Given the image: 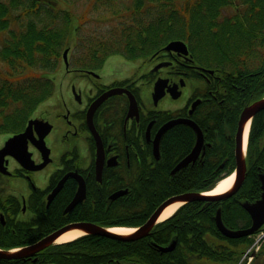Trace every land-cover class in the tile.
Here are the masks:
<instances>
[{
  "label": "flooded vegetation",
  "instance_id": "1",
  "mask_svg": "<svg viewBox=\"0 0 264 264\" xmlns=\"http://www.w3.org/2000/svg\"><path fill=\"white\" fill-rule=\"evenodd\" d=\"M248 63L250 65V58ZM255 65H258L257 62ZM90 71L95 74H88ZM68 75L65 79L68 78L66 81L69 82L65 88L31 117L53 125L45 138L49 148L45 161L37 139L29 141L32 159L42 167L35 171L25 170L12 157H7V167L11 173H0V181L4 177L14 178L22 181L29 191L28 195L19 197L22 207L18 213L20 221L36 219L39 214L36 207L42 210L44 205L52 210L63 206L62 215L66 222L63 226L78 222L97 223L89 220V211H100L102 205L107 208L113 194L125 191L122 198L131 192L126 191L141 189L159 174L171 175L177 160L184 153L182 143L179 144L178 128L181 126L164 136L160 159H156L153 153L154 138L165 122L185 117L199 125L206 143L213 144L208 155L214 152L216 157L222 149L225 151L219 159V178L236 172L243 179L230 197L217 204L213 218L217 209L222 208L224 222L229 228L248 229L253 225V215L245 208L244 202L260 201L264 191L261 178L264 175V114L260 116L261 112L255 115L250 124L244 147V168H239L236 157L237 136L243 137L239 134V118L243 108L254 101L256 95L254 82H250V75H253L250 68L248 72L235 75L222 68L212 70L174 52L161 51L153 53L147 61L110 56L98 61L92 70L75 68L68 70ZM159 79L164 80L161 85L164 97L155 104L153 92ZM113 89L131 92L137 105L131 108L132 100L126 92L106 94ZM163 100L169 101V107L175 109L161 108ZM183 127L187 132L183 142L186 141L189 153L196 141V131L189 124ZM35 135L38 137L37 130ZM220 143L221 146H218ZM200 160L198 158L195 164ZM67 175L69 177L62 188L49 203L48 196ZM80 184L84 187V199L64 214L66 207L79 193ZM245 184L246 187H243ZM1 185L3 192L16 196L6 192L9 185L5 181ZM180 202L182 205L172 218L182 213L201 221L211 204L204 200ZM263 210L264 205L257 207L255 212L258 218ZM79 212L86 218H77ZM204 238L214 244L219 259L210 261L217 264H238L240 254L241 257L246 254V260L250 257V236L230 238L218 233L214 237L205 233ZM196 255L189 250L187 252L190 260H207L205 256L198 258ZM246 264H250V261Z\"/></svg>",
  "mask_w": 264,
  "mask_h": 264
},
{
  "label": "trees",
  "instance_id": "2",
  "mask_svg": "<svg viewBox=\"0 0 264 264\" xmlns=\"http://www.w3.org/2000/svg\"><path fill=\"white\" fill-rule=\"evenodd\" d=\"M54 1L0 0V34H4L0 46V132L23 130L36 108L54 91L49 74L59 68L74 18L71 10L56 8ZM101 1L114 15L122 12L119 17L125 21L120 34L99 45L106 51L90 48V57L124 52L135 59L149 55L153 45L158 49L166 41L181 39L205 66L235 75L250 68L256 92L253 99L264 96V0H120L124 2L121 9L114 6L119 0ZM88 54L83 60H88ZM185 129L178 128L184 152L180 157L189 151L183 142ZM224 152L222 149L216 157L210 152L204 166L185 169L173 178L159 174L107 208L102 205L100 211H89L88 218L103 226H140L166 197L211 189L220 177L219 159ZM217 204L207 207L201 221L181 213L158 224L141 240L124 242L87 235L48 247L37 255L36 262L0 259V264H189L188 250L198 258L218 260L213 244L203 239L205 233H216L213 214ZM36 208V219L20 221L16 219L22 211L19 200L0 197V212L5 213L7 222L4 226L0 221V248L31 244L66 223L63 206ZM81 217L86 218L79 212L77 218ZM174 236L178 244L173 252L160 253L153 245H166Z\"/></svg>",
  "mask_w": 264,
  "mask_h": 264
},
{
  "label": "water",
  "instance_id": "3",
  "mask_svg": "<svg viewBox=\"0 0 264 264\" xmlns=\"http://www.w3.org/2000/svg\"><path fill=\"white\" fill-rule=\"evenodd\" d=\"M166 49L170 50V51L175 50V51H178L180 53H183L184 55H188V53H189L187 45L182 41L171 42L166 47ZM67 53H68V50H66L64 53V59H65L66 63H68ZM160 86H161L160 83H157V86L155 88L156 100L160 99L163 95L162 93L159 92ZM134 105H136V104H134ZM261 110H264V99H261L260 101L255 102L254 104L248 106L244 110V112L242 113L240 125L245 124L248 119H250L252 116L257 114ZM180 123H190V121L187 119H176V120H172V121L166 123L161 128V131L158 132V137L156 139H158V141H159L160 138L163 136V134L167 130H169L174 125L180 124ZM33 124L38 125V127L41 128V131H43V134H41L39 147L42 150H43V148L46 147L45 142H44V137L51 131V129H52L51 125H49L45 122H42V121L41 122L31 121L29 127L27 128V130L24 133L18 134L16 136L10 138L6 142L5 147L0 151V171H5L4 169H2V167H4V158L6 155L13 156L26 169L35 170V169H40L42 167L41 165L40 166L34 165V161H32V159H31V153L28 151V139L31 138V136L33 135L32 130H31V127ZM190 124L192 126L196 127L193 123H190ZM198 133H199V135H198L197 144H196L195 148L193 149L192 154L189 155L180 164L177 165V167L173 170V174L175 172H177L178 170H180L181 168L188 165L191 161H195L196 158L198 157L201 149L203 148V138H202V135L199 132V130H198ZM156 154H158L157 151H156ZM237 160H238L239 168H242L243 162H242L241 157H240V145L239 144H238V149H237ZM241 180H242V177L239 176V183H238L237 188L240 186ZM61 187L62 186L60 185L54 190V192L49 197V202H51V200L54 198V196L57 194V192L60 190ZM79 190H80L79 193L75 196L73 201L67 207L66 212H69L70 210H72L80 201H82L84 199V197H85V194H83L84 188H82L80 186ZM233 192L228 193L226 195H220V196H203V195H200L197 193H188V194H184L181 196L173 197V198L169 199L168 201H166L152 215V217L147 221V223H145L143 226H141L140 229H138L135 233L128 234V235L116 234V233L111 232L108 229H106L100 225H97L95 223H88V222L73 223V224L67 225V226L61 228L60 230L56 231L55 233L43 238L41 241L23 248L22 250H19L16 252L0 251V258L13 260V259H22V258L32 257V256L36 255L37 253L43 251L44 249H46L50 245H52L61 235H63L64 233H66L67 231L72 230V229H80V230H83L89 234L105 236V237H109V238L121 240V241L138 240V239H141V238L148 236L150 234L151 230L153 229V227L156 224L157 219L160 217L162 211L168 205H170L176 201H188L189 202V201H194V200H220V199H223V198L229 196V194L231 195ZM124 193H125V191L117 192V193L113 194L110 199L114 200V199L118 198L119 196L124 195ZM259 205H264V195H263V199L256 204H249V203L244 204L245 208L253 214L256 213L255 211L257 210V207ZM254 220H255L254 226L252 228H250L249 230L241 231V232H233V231L227 230L223 226L220 213H218L217 224H218L219 228L226 235L231 236V237H235V236L239 237L242 235L252 234L259 229L260 225L257 222V218L255 215H254ZM175 246H176V242L173 241L171 244H169L166 247H160V250L162 252L172 251L175 248Z\"/></svg>",
  "mask_w": 264,
  "mask_h": 264
},
{
  "label": "rangeland",
  "instance_id": "4",
  "mask_svg": "<svg viewBox=\"0 0 264 264\" xmlns=\"http://www.w3.org/2000/svg\"><path fill=\"white\" fill-rule=\"evenodd\" d=\"M123 3V1L119 0L118 2H115L114 6L121 9L122 7H124ZM54 5L56 6V8L71 10L73 12L74 19L72 27L74 28L72 30V34L70 35V40L68 38L66 41V43L69 42V47L71 49V68L83 64V58H85L89 53L86 52L88 47L89 49H98V51H100L101 53L106 51L105 47L100 48L99 45L102 42L109 41L111 38L120 34L121 25L125 21L124 19L122 20L119 17L120 15H123L122 12L118 14L119 16L114 15L113 12H111V8L105 7L101 0H55ZM16 26L17 24L13 25V27ZM3 35L4 34H0V46ZM90 44H93L92 47ZM94 63V61H91L90 66H94ZM54 74H59V72H56ZM50 77L54 78L55 80L56 75H50ZM56 87H58L57 83ZM168 102L169 101L167 100H163L160 107L175 109L169 107ZM9 137L10 135L7 133H0V149L4 146L6 140ZM3 181H5L6 185H9L6 188L7 193H14L17 196L29 194V191H27V187L22 181H18L14 178L9 177H4ZM2 187L3 185H1L0 181V188ZM199 264L217 263L214 261H206Z\"/></svg>",
  "mask_w": 264,
  "mask_h": 264
},
{
  "label": "bare ground",
  "instance_id": "5",
  "mask_svg": "<svg viewBox=\"0 0 264 264\" xmlns=\"http://www.w3.org/2000/svg\"><path fill=\"white\" fill-rule=\"evenodd\" d=\"M249 129H250V121L247 123L246 128H245V132H244V147H246V144H247ZM234 181H235V174L228 176V177L224 178L223 180H221L220 182H218L216 187L211 192H208V194L225 193L226 191L231 189V187L234 184ZM181 205H182L181 202H177V203H173V204H170L169 206H167L164 209V211L162 212L159 220L164 221V220L168 219L169 217H171ZM110 230L112 232H115L118 234H130L133 231H135V229L128 228V227H112V228H110ZM85 234H86V232H84L83 230L72 229V230H69L66 233H64L57 240V243L70 242V241H73V240H75V239H77V238H79Z\"/></svg>",
  "mask_w": 264,
  "mask_h": 264
}]
</instances>
